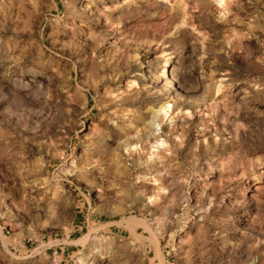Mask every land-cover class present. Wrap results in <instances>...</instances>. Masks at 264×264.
<instances>
[{
	"label": "rangeland",
	"instance_id": "374dc122",
	"mask_svg": "<svg viewBox=\"0 0 264 264\" xmlns=\"http://www.w3.org/2000/svg\"><path fill=\"white\" fill-rule=\"evenodd\" d=\"M222 4L0 0V264H264V0Z\"/></svg>",
	"mask_w": 264,
	"mask_h": 264
},
{
	"label": "bare ground",
	"instance_id": "6f19581e",
	"mask_svg": "<svg viewBox=\"0 0 264 264\" xmlns=\"http://www.w3.org/2000/svg\"><path fill=\"white\" fill-rule=\"evenodd\" d=\"M218 1V3L220 4V5H223L222 4V0H217ZM226 1V0H225ZM228 9V8H227ZM232 10V9H231ZM164 63H163V65H161V67L159 68V75H160V77H162V78H164L166 75H168V74H170V72H169V70H168V67H167V59L166 60H164L163 61ZM183 75V74H182ZM166 81V80H165ZM129 82V81H128ZM132 83H134V81L132 82ZM150 83V82H149ZM166 84V83H165ZM162 85V84H161ZM144 88V87H143ZM165 90V89H164ZM163 91V90H162ZM180 93V92H179ZM127 96V95H126ZM173 97V96H172ZM156 112H158V113H160V114H163V115H167V116H169L170 115V113L172 112V109H171V105L169 104V103H162V104H160L159 106H158V108H157V110H155ZM180 113V112H179ZM131 126V125H130ZM154 130V129H153ZM156 139V138H155ZM158 139V138H157ZM117 143V142H116ZM156 145L154 146V148H156V149H153V150H151L152 152H150L149 153V155H148V158H152V156H153V151L155 152L157 149L159 150V146L160 145H162L163 143H162V139H158L156 142ZM151 146H153V145H151ZM133 147H135V146H133ZM117 148V147H116ZM128 149H129V147H128ZM157 155V154H156ZM158 157V156H157ZM152 160H154V159H152ZM160 179V178H159ZM152 182H156V180L157 179H155V178H153L152 177ZM156 184V183H155ZM157 188H156V190H154V193H152L153 194V199H156V196H158V191L160 190V188L158 187V186H156ZM151 194V195H152ZM150 197L151 196H148V199L150 200Z\"/></svg>",
	"mask_w": 264,
	"mask_h": 264
}]
</instances>
